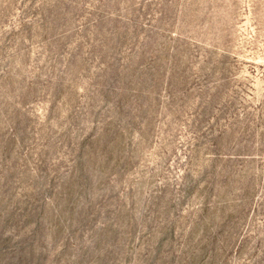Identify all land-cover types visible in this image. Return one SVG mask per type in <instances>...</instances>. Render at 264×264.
<instances>
[{"label":"rangeland","instance_id":"obj_1","mask_svg":"<svg viewBox=\"0 0 264 264\" xmlns=\"http://www.w3.org/2000/svg\"><path fill=\"white\" fill-rule=\"evenodd\" d=\"M0 264H264V0H0Z\"/></svg>","mask_w":264,"mask_h":264}]
</instances>
